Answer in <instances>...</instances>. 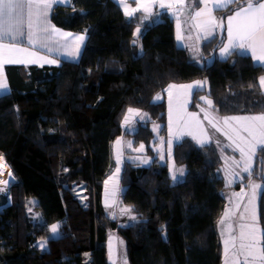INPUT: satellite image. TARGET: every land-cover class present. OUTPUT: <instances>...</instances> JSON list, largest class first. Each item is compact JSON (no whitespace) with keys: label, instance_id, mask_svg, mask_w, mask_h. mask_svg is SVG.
I'll return each instance as SVG.
<instances>
[{"label":"trees","instance_id":"trees-1","mask_svg":"<svg viewBox=\"0 0 264 264\" xmlns=\"http://www.w3.org/2000/svg\"><path fill=\"white\" fill-rule=\"evenodd\" d=\"M240 3L221 11L222 17ZM71 5H55L51 19L87 35L78 61L6 68L10 91L0 95V154L17 181L10 187V206L0 209V264H112L110 231L123 239L130 264H223L218 222L227 184L218 171L219 148L182 138L173 160L185 166L186 175L174 183L168 163L153 157L157 140L150 123L161 122V135L167 137L166 89L202 79L208 82L204 89L175 88L191 92V109L204 102L199 97H208L222 117L264 112V95L249 87L264 75V66L238 52L217 56L226 40L225 19L224 28L202 43L199 63L187 47L177 45L167 13L158 20H144L140 13L129 19L116 0ZM137 27L141 46L132 43ZM159 92L164 97L154 101ZM128 109L149 115L133 134L123 126ZM125 134H132L135 144L145 143L153 157L148 165L123 163L122 201L138 217L126 224L102 205L105 181L117 167L113 145ZM259 220L264 230V190ZM55 222L60 235L52 237ZM44 239L46 247H38Z\"/></svg>","mask_w":264,"mask_h":264},{"label":"snow or ice","instance_id":"snow-or-ice-1","mask_svg":"<svg viewBox=\"0 0 264 264\" xmlns=\"http://www.w3.org/2000/svg\"><path fill=\"white\" fill-rule=\"evenodd\" d=\"M238 0H192V5H202L194 11L191 19L195 22L197 28L204 29L205 38L213 36L217 28L223 29L224 17L217 18L213 15L214 11H223L229 8ZM123 6L124 14L129 19H135L136 13L143 10L145 13L151 14L152 5L158 3L161 9L172 10L176 14L177 20V40L185 41V36L182 34L180 25L179 13L183 12L188 6V0H135L137 7L131 8L127 0H119ZM54 5H71V0H0V92L10 91L7 82V76L4 72V66L13 64H39L41 61L48 64H56L57 60L49 59L43 56H37L36 52L30 51L32 47H39L49 53L58 52L61 56H65L71 60L79 59L81 55V45L85 41L84 35H74L70 32H65L55 25L51 24L50 13ZM234 14L226 16L227 20V42L219 48V55L223 58H228L233 52H239L249 56L253 62L264 66V0H242L240 6L233 10ZM204 18V19H200ZM144 20L149 19V15L144 16ZM86 31V30H85ZM141 29L136 28V33L139 34ZM71 38L68 40L67 38ZM60 38L63 39L61 42ZM26 43L29 47H22ZM133 45L137 44V40L132 41ZM51 45H58L54 47ZM187 47V45H184ZM63 49V51H61ZM198 51V50H197ZM32 57V58H28ZM204 86V82L196 81L193 84L174 85L170 84L166 91L171 96V89L180 87L183 89H198ZM250 88L259 87L260 94L264 95V76L257 78L256 85H249ZM156 100L160 96L155 97ZM207 105L212 106L213 101L208 97H199ZM188 101L185 100L184 107ZM262 103V102H256ZM169 119L171 121V99L169 100ZM128 111L139 113L138 109H128ZM205 119L209 120L217 131H221L224 136L231 142L228 147L234 148L239 152L240 160H234L237 166H242V172L247 174V177L240 173L231 172L229 175V185L234 179L244 180L247 178V187L251 190V197L248 200L244 212H250V216L246 217L241 214V221L248 220L250 222L240 223L238 235H232L234 231L233 225H227L228 238L223 240L224 244V264H264V230L259 227L257 216L256 198L257 191L264 190V156L259 153L264 152V112L249 115H234L224 116L221 118L227 130L219 127L215 117L204 109ZM191 121L198 126L203 133V137L197 136L193 132H188L187 135L192 136L203 147L207 143H211V137L203 128V121L198 118V113H186ZM143 119V117H142ZM231 121L236 122L237 127H233ZM127 123V117H125ZM188 121H186V124ZM159 127V126H157ZM169 135L172 136L171 126L169 125ZM184 133H179L176 136L177 142L181 141ZM163 142V138L161 137ZM219 144V141H216ZM169 153H171V138L168 141ZM119 145L120 140L116 141L117 160H119ZM129 147L131 144L129 143ZM144 145L141 144L137 151H143ZM161 150L157 149L159 153ZM223 151V149H221ZM163 160V155L159 156ZM226 161L228 158H225ZM3 155L0 154V171L3 168ZM143 164H150L151 158L143 159ZM120 169L117 167L116 173ZM254 173L262 181L257 183L253 179ZM11 176V174H10ZM183 177V169H180V176L172 173L174 182L180 181ZM14 179V177H13ZM109 179H112L110 177ZM5 187H0V193H7L9 189L6 187L8 182H0ZM107 184V181H105ZM243 192V190H242ZM235 196H241L242 193H234ZM30 204L35 205L36 200H30ZM240 204H236V209L239 210ZM29 213L32 208L28 209ZM123 211H131V208L123 209ZM225 217H222L218 222L224 225ZM39 216V213L36 214ZM135 219V217H133ZM59 225L53 224L50 227L51 236L58 234ZM224 235V231H221ZM238 241V243H237ZM47 241L40 242L37 246L46 247ZM109 256L112 259V264H116L115 249L110 245ZM123 264H127L126 257L123 259Z\"/></svg>","mask_w":264,"mask_h":264},{"label":"rangeland","instance_id":"rangeland-1","mask_svg":"<svg viewBox=\"0 0 264 264\" xmlns=\"http://www.w3.org/2000/svg\"><path fill=\"white\" fill-rule=\"evenodd\" d=\"M135 34L137 37L136 38L137 43L139 44V46H141V42L138 37V34L137 33ZM193 55H194L193 59H195L199 63L202 62V60H198L199 58L196 54H193ZM212 61H213V58L212 60L210 58L208 59V63H212ZM200 81L204 82V86L206 85L208 87L207 80L202 79ZM204 86L200 89H204ZM167 92L168 91H166V94ZM163 94L164 93L162 92L157 93L156 96L159 95L160 99L156 100L154 98V101H160L164 97ZM189 95H191V92L185 90V93L183 94L181 90L177 91L175 88L171 89V96H169V92L166 95L167 96L166 98L168 99V103H169V100L171 99V121L169 119V109H168V118H167L168 135L167 137H164L161 135V130L163 126L161 122L152 121L150 123V128L152 132L154 133L155 140H157V142L152 144V149L155 151V155L153 157L157 158L161 163H168L171 176H172V173L174 172L176 173L177 176H180V169H183V177L180 180V181H183L186 175V168L184 165H179L174 162L173 148H174V145L177 143L176 136L179 133H184L183 138L189 136L187 135L188 132H193L197 136H200L201 138L203 137V133L201 132L200 128L196 126L194 122L191 121L190 118L186 115V113H192V112L198 113V118L201 121H203V128L207 131L208 136L211 137V144L214 143L215 145H217L223 157V162L219 164L218 171H220L221 175L225 179L227 188H225L222 193L226 198V197H230V195L232 194L231 192H233V195H232L233 197L227 201V209L225 213L232 212L234 215L232 216V218L228 217L227 221H225L223 226L218 223V228H219L220 233L222 230L224 231V235L223 236L221 235L222 240H224L228 238L227 225L231 223L233 225V228L235 227V224H236L235 211H237L236 204L237 203L241 204V202L244 201V199L242 198V195L246 194L247 192L251 193V190L248 189V191H245L246 190L245 188L247 187L246 178L244 180L234 179L231 185H229L228 183L229 175L233 171L236 173H240L242 176L247 177V174L242 172V166H237L234 163V160H240L239 152L235 151L234 148L232 147H228V145L231 142L227 139L226 136L223 135L221 131H217L216 128H214L212 124L209 123V120L205 119V112H201L200 109L204 108L210 114L211 117H215V120L216 122H218L220 128L227 130V127L223 124V121L221 120L222 116H220V114H218L212 108V106L207 105L205 102H202V104L199 105L198 109L196 110L191 109L192 104H191V99ZM185 100L188 101L186 107H184ZM126 114H127L126 115L127 123H125V119H124L123 126L128 131H130L132 134L138 130V126H137L138 122L141 120L143 121L144 119L149 117V115L145 111H140V110H139V113H136V112L130 113L127 110ZM186 121H188L187 124H186ZM230 123L233 125V127L238 126L236 122L234 121ZM169 125L171 126V132H172L171 137L169 135ZM132 134H125L118 138L120 140L119 160H117V147H116V141L118 139L114 142L113 155L117 161V167H119L120 171L119 173H116V169H117L116 167L114 173L110 176L112 177V179H109L110 178L109 177L107 180V184L105 183L104 191L102 194V205L106 213L112 218L118 219L121 223H124V224L136 222L138 220V217L132 211V209L131 211H123V209L130 207L129 205H127L126 203L122 201V194L125 189V187L121 183V173H122L123 163L126 160H130V161L138 163L139 165H148V164H143L142 162L143 159L151 158V162L153 160L152 155L148 154L147 152L146 144L145 143H137L138 145L135 144L136 143L134 141L135 137ZM161 137L163 138V142L161 141ZM170 138L172 140L171 153H169V144H168V141ZM216 141H219V144H217ZM129 143L131 144V147H129ZM141 144L144 145V150L137 151L140 148ZM157 149H160L161 151L158 153ZM221 149H223V151H221ZM161 154L163 155V160L159 158ZM225 158H228L227 161ZM3 162H4L3 164H5V166L7 167V169H9V177L3 182H8L7 185L10 188L11 185L15 181H17V176L12 170V168L7 164L5 159L3 160ZM253 179H255L257 183L262 182L259 178H253ZM180 181H177V182H180ZM177 182H174V183H177ZM237 183H240L239 188L236 187ZM242 186L244 188L241 189ZM239 189L243 190V192L240 191ZM262 191L263 190L257 191L259 200L261 198ZM234 193H242V195L235 196ZM10 201H11V196H10ZM257 205L259 206V203ZM34 216L36 217L35 213H34ZM133 217H135V219H133ZM53 224L59 225L58 234L56 235V236H59L60 235V223L55 222ZM50 236H51V233H50ZM42 241H47V240L44 239V240H41V242ZM110 245L115 249V252H116V256H115L116 264H123L124 257H126L127 264H130L128 261L127 255H126V248H125L126 246H125L123 239L112 231L109 232L108 248H110ZM109 260L112 263V259L110 258V256H109Z\"/></svg>","mask_w":264,"mask_h":264},{"label":"crops","instance_id":"crops-1","mask_svg":"<svg viewBox=\"0 0 264 264\" xmlns=\"http://www.w3.org/2000/svg\"><path fill=\"white\" fill-rule=\"evenodd\" d=\"M116 1L119 3V0H116ZM72 2H73V0H71V3ZM127 3L130 6V9L137 7V5L135 3V0H127ZM121 7L123 9V6L122 5H121ZM198 7H202V5L193 6L192 5V0H188V6L185 8V10L183 12L179 13L181 31H182V34L185 36V41L183 43L177 40V20H176V14L172 10L161 9L160 6H159V4L156 3V4L152 5L151 14L145 13L143 10L137 12L136 14L140 13L143 16V18H144V16L149 15V20H151V19L152 20H158L159 18H161V14L162 13H167L174 20L175 30H176V42H177V45H179L181 47H185L184 45H187V48L189 49V51L192 54V56L194 57L193 54H196L198 56V58H199L198 60H202V58H203V54H202V51H201V45H202V43L205 42V41H209V40L213 39L217 35V33L219 32L220 29L217 28L216 31H215V34L213 36H210V37L205 38L204 29L197 28L195 26V22L191 19L194 11L197 10ZM52 10H53V8H52ZM52 10H51V13H50V17L49 18L51 20V24L55 25L53 23L52 19H51ZM123 11H124V9H123ZM222 14L223 13L221 11H214L213 12V15L215 17H217V18H221L222 17ZM232 14H234V12ZM200 19H204V18H200ZM225 25H226V29H227V20L226 19H225ZM55 26L57 28L65 31V32H70V33H73L74 35H84L85 36V41L81 45V55H82L83 49H84L85 44H86V41H87V35L85 33H81V32H72V31L63 29V28H61V27H59L57 25H55ZM60 39H61V42H63V39H65V38H60ZM67 39L68 40H71L70 37L67 38ZM226 42H227V31H226V40H225V43ZM21 46L22 47H29V45H27L26 43L22 44ZM51 46L58 47V45H51ZM30 51L36 52L37 53V56H43V57H47L49 59L57 60L58 63H56V64H48V63H44L43 61H41L39 64H27V65H23V64H13V65H21V66H31V65H36V66H59L60 63L62 62V60H64V59L71 60V59H69V58H67L65 56H61L58 52L49 53V52H47V51L39 48L38 46L37 47L30 48ZM61 51H63V49H61ZM81 55H80L79 59L81 58ZM217 56L219 58H221V59H225V58H223V57H221L219 55V50H218ZM28 58H32V57H28ZM79 59L72 60V61H78ZM210 59L212 60V57ZM7 66H9V65L6 64L4 66V72H5L6 76H7V70H6ZM7 82H8L9 89H10V83H9L8 76H7ZM4 93H7V92H0V95H2ZM242 188H244V187L242 186L241 189ZM241 189H239V190L242 191ZM245 189H246L245 191H248L249 188L246 187ZM231 193L232 194L230 195V197H226L227 198L226 199V207H225L224 212L222 213L220 219L222 217H225V212H226V209H227V201L230 198L233 197L232 196L233 195V192H231ZM250 194H251L250 192H247L246 194H243L242 195V198L244 199V201L241 202L239 210L235 211V221H236V224H235V227H234V231L232 232V235H238V231H239L238 226H239L240 223H242V222H244V223L250 222L248 220L241 221V219H240L241 214H244L246 217L250 216V212H248V213H245L244 212V208H245L246 205L249 207V209L251 208V205H248V200L251 197ZM258 203H260V200H259V197L257 195V198H256V207L258 206L257 205ZM233 215L234 214L232 212H229L228 215H227V217L225 218V221H227L228 217L232 218ZM257 216H258V220H259V206L257 207ZM259 227L263 230V228H262V226L260 224V220H259ZM220 235H221V233H220ZM237 243H238V241H237ZM223 264H224V244H223Z\"/></svg>","mask_w":264,"mask_h":264},{"label":"water","instance_id":"water-1","mask_svg":"<svg viewBox=\"0 0 264 264\" xmlns=\"http://www.w3.org/2000/svg\"><path fill=\"white\" fill-rule=\"evenodd\" d=\"M0 187H5L4 184H0ZM6 187L9 189L7 193H0V209L6 208L10 206L11 201H10V188L8 185Z\"/></svg>","mask_w":264,"mask_h":264},{"label":"bare ground","instance_id":"bare-ground-1","mask_svg":"<svg viewBox=\"0 0 264 264\" xmlns=\"http://www.w3.org/2000/svg\"><path fill=\"white\" fill-rule=\"evenodd\" d=\"M8 177H9V169H7L5 164H3L2 171H0V182L5 181ZM0 184H2V183H0Z\"/></svg>","mask_w":264,"mask_h":264}]
</instances>
